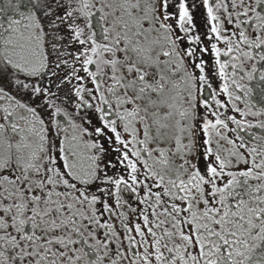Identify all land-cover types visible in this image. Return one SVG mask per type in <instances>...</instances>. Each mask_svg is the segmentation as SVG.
Here are the masks:
<instances>
[{"label": "flooded vegetation", "instance_id": "flooded-vegetation-1", "mask_svg": "<svg viewBox=\"0 0 264 264\" xmlns=\"http://www.w3.org/2000/svg\"><path fill=\"white\" fill-rule=\"evenodd\" d=\"M74 2L78 6L72 12H68V18L67 16L62 18L63 8H60L58 4L52 8L51 14L39 10L38 7L32 8L35 10L34 15L36 13L38 15L34 24V31L38 34L34 47L28 49V55L32 53L29 61L20 64L14 62L15 57H20L22 53H25L23 51L11 56V50L7 52L5 50V55L0 56V64L3 66V78L0 79V99L2 100L0 123L4 134L23 139L27 123L31 126L33 124L32 127L38 128L42 137L48 134L47 137L42 138V144L47 148L43 154L41 153L43 159H64L74 163V160L82 157L88 161L91 170L88 175L90 188L102 189L107 186L113 189L119 185L125 189V192H128L131 185L138 191L139 183L143 182L145 185H141L140 194H137L135 199L131 195L128 201L142 200L148 195L146 190L151 189L167 198L163 189L166 183L162 185L159 180H155L149 174L145 178L139 174V167H146L148 161L151 160L152 153L155 152L156 111L145 104L142 94L147 95L152 91H159L161 87L158 86L165 83L159 80L161 79L159 76L149 78L144 72L141 59L145 55L140 49H134V57L130 59L128 47L123 42L121 30L117 29L116 22L117 20L122 21V0H75ZM91 2L95 4L94 9H92L94 5ZM254 3L252 0H161L162 20L159 21L162 24L165 22L164 26H167L173 33L174 46L178 48L179 59L177 60L174 56L175 60L173 57L171 62L178 61V65L172 63V66L175 70L178 68V73H180L175 76L174 85L178 88L181 98L180 114L182 112V116L186 113L185 106L188 101L186 93L182 91L185 86L184 75L187 69L195 89L189 99L193 107L195 138L193 154L196 174L201 176L203 191L201 192L203 199L198 201L197 213H200L199 215L187 216L184 210L176 215L174 210L176 204L172 203L169 209L173 215L162 217V220L167 223L177 222L178 224H174L173 227L181 229L175 231L178 236L187 237L189 235L193 239L213 238L214 245L218 244L215 236L219 234L224 236V229L220 225L224 216L217 215L220 208L227 206L224 200L227 192L221 189L222 183L224 179L229 178L228 172L231 170L234 171L233 177H230L232 182L236 183L240 176L251 180L249 176L251 170L241 173V169L245 166L257 169L256 165L261 163L262 157L261 155L258 158L255 157L256 153L249 152L247 149L263 141V137H257L255 132L251 135L252 120L249 111L250 103L247 99L253 77L246 80L248 74L243 75L242 78L238 75L234 76V73H231L234 66L227 65L231 54H225L226 51H223L218 53L220 54L218 61L220 62V58L224 60L223 66L217 63L219 68L215 67L213 80L203 81L199 78L197 69L200 70V65L207 67L208 57L200 50H198V55L188 56L186 49L198 48L196 44L198 38H194V33L215 31V39L222 38L226 41L225 47L228 50L229 43L233 41L230 37L220 35L221 26L222 31L254 26L256 24L252 18L254 15L249 16L246 12L247 9H255L256 3ZM106 5L115 7H111L107 14ZM255 10L257 11V8ZM104 12L109 21L106 17L103 18ZM169 15L178 16L181 19V25H170L169 21L165 20V16ZM156 16L159 18L158 12ZM47 19L50 20V24L42 23ZM111 20L115 21V26L114 30L110 29L112 33L109 34L110 39L108 40L106 29L110 28ZM39 27H42V32L37 30ZM98 31L103 32L104 37H98ZM182 31L186 33L188 41L183 38L178 39ZM98 41H102V44L99 45ZM180 43H183V46ZM169 44L171 45L168 43L165 46L166 49H169ZM14 47L25 48L22 45H14ZM245 47L249 48L248 45ZM169 53L172 52L169 50ZM189 58L193 61L191 62ZM123 65L127 67L130 75L123 71ZM253 74L254 77L261 75L259 72H253ZM220 91L223 93L220 94ZM236 101L243 107L242 122L234 115ZM13 117H17L19 125L11 128L6 122ZM74 141L82 142L84 152L81 155L72 150L71 144ZM210 143L216 144V148L220 150L224 159L232 157L233 152L238 150V143H241V154L248 155L250 166L246 160L245 163L235 162L232 165L225 160L219 161ZM182 150L183 153H187L190 149L182 145ZM168 152L170 158L171 152ZM185 161L186 156L184 155L181 159L183 166H179L181 167L179 172L183 171ZM166 162L162 163V167L166 166ZM263 181L264 176L260 175L251 180V185L255 182L261 185ZM167 182L171 183L168 180ZM247 184L249 187L250 183L247 182ZM206 186L209 187L211 201L207 199ZM142 188H145L143 194ZM219 195L222 201L218 200ZM250 196L251 194L248 193V198L237 206H245ZM261 196L260 192L258 194L259 218L264 210V200H261ZM151 198L152 200L157 199L158 194H152ZM162 200L165 199L162 198ZM209 202L215 207L214 216L202 214ZM186 206L188 202L184 198L181 209ZM246 211L254 213L250 204ZM111 218L114 219V217ZM149 218L151 221L157 220L155 217H139L137 220L145 219V222L150 223ZM239 219L242 221V217ZM192 221L194 224H191ZM141 223L144 224L142 221ZM242 224L246 229L245 224L243 222ZM187 228H189L188 233L182 231ZM208 229L210 232H207ZM226 230H229L228 226ZM106 235L108 234L104 233V236ZM245 235L246 233L243 238ZM112 236L116 237V234L112 233ZM199 252L203 264L209 260L219 259L215 247L210 251L199 249ZM225 252L228 256L241 253V257L247 260L250 249L230 248Z\"/></svg>", "mask_w": 264, "mask_h": 264}, {"label": "trees", "instance_id": "trees-1", "mask_svg": "<svg viewBox=\"0 0 264 264\" xmlns=\"http://www.w3.org/2000/svg\"><path fill=\"white\" fill-rule=\"evenodd\" d=\"M64 2L66 3L68 0H64ZM262 6L264 8V1L262 2ZM33 7H35L33 0H0V55L2 54L1 48L4 47L5 36L10 28L15 25L16 21L14 19H24L28 13L34 12L32 10ZM111 7L115 6H105L107 14ZM121 7L122 21L117 20L116 22L117 29L121 30L124 43L126 44L127 35L124 36L123 30L130 27V25L126 24L125 10L123 5ZM102 8L104 9L103 5ZM40 10L46 11L45 13H52V8L48 11L46 7H41ZM104 17L109 21L105 12ZM35 19L36 16L34 17V24ZM262 21L264 37V12ZM42 23H45V25L46 23L50 24V20H44ZM95 23H98V21H95ZM109 24L110 28L106 29V36H108V29L109 34L112 33L110 29L114 30L115 21L111 20ZM151 25L153 24L151 23L147 26ZM126 26L128 27L126 28ZM165 29L169 28L165 27ZM37 30L43 31L42 27H39ZM34 32V38H36L38 33L37 31ZM169 32H171L170 29ZM102 33L99 32L98 35L102 36ZM257 45L255 44L252 47V52L256 59L255 72L262 73V76L254 77L251 84V89L254 90L257 99V103H253L252 101L251 103L253 110L258 111L259 115H261L264 114V43L259 46ZM128 48H133V50L139 49L134 45ZM2 75L3 70L1 72ZM0 104H2L1 99ZM1 120L2 114L0 115V122ZM257 121L260 125H252L251 135L255 132L257 137L261 136L263 137L262 140H264V120L260 117ZM32 126L28 123L26 125L27 128H25L24 136L26 139H17L16 137L6 136L0 123V144H3L5 153L4 156L0 157V167H2L0 169V264H117L120 252L118 249L114 250V248L119 242L112 237V221L106 220V218L114 216L124 218L126 214L125 209L132 211L134 207L143 208L147 215L166 216L170 214L166 206L172 203L178 205L177 214L183 210L186 212L185 215L191 217L200 214L197 213V208L199 198L203 199L201 195L203 191L198 189L199 184L197 183L194 188L186 190L184 194V192H180V188L177 191L175 187H172V184L166 182L167 184L163 187L165 196H167L166 200H162V194L158 193L157 199L150 200V196L147 195L142 200L135 202L134 200L128 201V197L132 195L135 199V196L140 194L141 185H145L143 182L139 183L138 191L131 185L128 192H125V189L119 185L116 188L112 187L113 189L107 190L91 189L89 187L90 179L88 178L91 170L86 159L84 161L85 165L81 168L82 172L79 173L71 167L73 172L67 178L59 160L55 158L43 159L41 157V153L43 154V151L47 149L42 144V138L47 137L48 134L42 137V133L38 131V128ZM76 143L79 145L78 149L74 147ZM71 148L74 152L77 151L78 155L84 152L81 141H74L71 144ZM56 161H59V164ZM148 162V165L143 168L141 174L143 178H145V171L153 163L152 160ZM74 165L77 166L76 163ZM163 168L161 166V169ZM180 174L182 175L183 173ZM55 179L57 181L66 180L68 182H73L74 180L83 182L87 186L85 187V192L73 193V196L70 197L71 201L59 199L62 193L56 195L55 189L52 188L51 191V187L49 186L50 181ZM160 182L164 185V182ZM247 182L250 183L249 187ZM54 184L57 185V183ZM187 191L196 193L189 195ZM226 192L227 197L224 200H226L227 206L221 208L217 213L220 217L224 216L220 221V225L224 229V236L222 234L215 236L218 242L217 246L213 244V238L202 239L197 237L194 241L190 237L180 235L183 240L179 239V241H187L188 243L192 241V244L178 243L176 247H172L173 249H179L178 255L183 246L189 247L194 245L200 247L202 251H210L215 247L218 251L217 256L219 259L216 261L209 260L206 264H234L232 256H228L225 251L237 245L238 248H244L245 238L242 237L245 234V229L242 224L244 222L243 217L241 221L239 217L232 215L231 211L238 208L237 204L248 198V193L252 196L251 180L240 176L239 180L236 183L233 182ZM146 193L148 194L149 191ZM184 198L189 205L181 209ZM207 199L209 201L212 200L210 191ZM211 207V204H209V208L202 214L214 216L215 213L210 212ZM60 213H63L64 218L69 220L74 219L76 216H81L85 223V228L82 226L80 230L76 231L75 237L71 238L69 231L60 228L63 225L62 219L58 220ZM238 220L241 223L237 224L236 231H233L234 228L231 225L235 224ZM191 224H194V221ZM186 225L189 226L190 224ZM226 226L229 227V230H226ZM163 231L168 235L167 229ZM182 231L188 233L189 228L182 229ZM207 232H210V229ZM102 233H107L108 235L101 237L100 234ZM88 234H93V236ZM195 242L198 244H195ZM157 243H159L158 240L155 241V245ZM145 244L147 245L148 243L145 242ZM165 250L164 257L169 262L173 261L171 256L166 253L169 251L171 254L173 251L167 247ZM158 252L161 253L160 249ZM144 264H147V262ZM243 264H264V234L260 236V240L257 241L256 245L251 248L247 260Z\"/></svg>", "mask_w": 264, "mask_h": 264}, {"label": "rangeland", "instance_id": "rangeland-1", "mask_svg": "<svg viewBox=\"0 0 264 264\" xmlns=\"http://www.w3.org/2000/svg\"><path fill=\"white\" fill-rule=\"evenodd\" d=\"M74 1L75 0H68V2L65 3L64 0H33L35 7L37 6L39 10L41 7H46L48 11H50L51 8L55 6V4L60 5V8H63L62 18H64L65 16H67L68 18L69 16L68 12H72L76 8V6H78V4L75 3ZM262 1L264 0H252L253 3L254 2L256 3L255 9L257 5L259 6V4ZM91 3L92 5H94L92 9H94L95 4L94 2ZM122 5L125 10L126 24L127 25L129 24L130 27L135 26L131 28L126 26V28L127 27L128 28L123 30L124 36L127 35L126 38L127 46L132 47L134 45L144 53L145 58L144 61L142 62V69L144 70L145 73L148 74L149 78H154L155 75H157L161 78L159 80L162 82L164 81L165 83V84H160L158 86L161 87L159 88V91H152L147 95L142 94V96L145 99V104H147L148 106L153 108V110L156 111L155 152L152 153L151 155L152 156L151 160L153 163H151L150 168L146 170V173L147 175L149 174V176L153 177L154 179H157L164 183H166L167 180L169 181L173 177H175L173 180L174 182L172 181L173 183L171 182L169 184H172V187H175L177 191H179L180 188V192L181 193L184 192V194L186 190L190 188H194L196 183L199 184L198 189L201 191L202 190V182L200 180L201 176L194 173V171L196 172L195 169L196 163H195V156L193 154V151L195 150V146H194L195 138L193 133L194 131L193 111H192L193 107L191 106L192 104L191 100H189L191 99V96L194 94L195 89L192 83V77L190 76L189 71L187 69L184 75L185 86L183 87L182 91L186 93L188 101L185 106V108H187L186 113L184 116H182V112L180 114L181 98L178 93V88L174 85L175 76L176 75L178 76V74L180 73H178V68L175 70L174 66H172V63L178 65V61L171 62L174 56L177 58V60L179 59V56H177L178 48L174 46L173 33L169 32V29H165V27H167L164 26L165 22H163L162 24V22L159 21L162 20L161 0H122ZM260 7L261 6H259V8ZM255 9L246 10L249 16L251 15L256 16V24L254 26L241 27L240 29H236L233 31H228V30L222 31V26H221V31L219 32L220 35L222 33L227 37H230L231 40L233 41L229 43L228 50L225 47L226 41H224L222 38L218 40L215 39L216 37L215 31L196 32L193 34L194 38L195 37L198 38L196 42L198 48L196 49L187 48L186 54L188 56L198 55V50H200L209 59V62L206 63L207 65L206 68L203 65H200V70L197 69V71L199 72V78H201V80L209 81V82L212 81L213 76H215V71H214L215 67L217 66L219 68L217 63H219L221 67L224 64V60L222 58H220V62L218 61L220 55V54L218 55V53H221L223 51L227 52L234 48H235V53H232L233 55H231L230 61L227 63L228 66H234V68L231 69L232 70L231 73L232 74L234 73V76L238 75L240 78H242L243 75L248 74L246 75V80H248L249 77L250 78L253 77L252 79H254L253 54L251 53L250 47L247 48L245 47V45H250L252 48L254 47L253 44L254 41L259 42L257 46H259L261 43H264V37L262 33L263 29L261 26L263 25V21H262L263 12L257 13ZM34 12L32 11L28 13V15L24 17V19L21 20H19V18L14 19V21H16L15 24L19 23L17 24V26H22L21 28L13 25L8 32L5 31L7 32L4 39L5 50L6 51L11 50V54H10L11 56L20 54V51L25 52L21 54L24 57L20 56V57H15L13 59L16 64L29 61L30 60L29 57L32 56V53L28 55V49L34 47V43L36 39L34 38L35 32L33 26H34V17L35 16L38 17V15L36 13V15L34 16L33 15ZM157 12L159 13V18H157L156 16ZM165 20H168L170 25L172 24L178 26L181 25V19L178 16H172V15L165 16ZM171 21H173V23ZM147 22L152 23L153 25L147 26L148 25ZM98 34L99 32H97V36L100 37ZM107 34H108L107 39L109 40L110 39L109 29ZM231 35H233L234 37ZM102 37H104L103 33H102ZM182 38L188 41L186 33L184 31H182V33L178 36L179 40H181ZM98 42L100 43L99 45L102 44V41H98ZM168 43H171V45L169 44L170 45L169 49L167 48V51H165L164 47ZM14 45H18V46L22 45L25 46V48L20 49L19 47H14ZM180 45L183 46V43H180ZM99 48L102 49L101 46H99ZM169 50L172 53H169ZM132 51L133 48L131 49L128 48V55L130 56V59L134 57L133 56L134 51L133 52ZM189 60L191 62L193 61L192 58H189ZM2 67L3 66L0 64V79L3 78V75L1 76ZM122 67H123V71L127 72L128 75H130L127 67H125L124 65ZM222 93L223 92L220 91V94ZM250 99L253 103H257L254 90L252 89L250 90ZM234 110H235L234 113L235 117L240 122H242L243 121L242 104L236 101V107ZM249 111L251 117H253L254 119L257 120L260 118V116L256 112H254V110H252L251 108H249ZM261 115H262V120H264V114ZM154 119H155V115H154ZM13 122L14 119H11L9 122H6V124L8 127L14 128L15 124ZM21 133H23V131H21ZM182 145H185V147H188L190 150L187 153H183ZM198 146L201 145L198 144ZM210 146L213 153L218 157L219 161L223 162V160H225L228 161L230 165H232V163L235 162L245 163L246 160L247 164L250 166V158L248 157V155H243V153L241 154L242 152L241 143H238L237 146L238 150H235L233 152L232 157H228L226 159H224V156L222 157L220 150L216 148V144L210 143ZM74 147L78 149L79 145L76 143L74 144ZM168 151L171 152L170 158L168 157V153H169ZM247 151L252 153L258 152L264 155V140L261 141L260 145L258 144V145L250 146V148L247 149ZM5 152H6V147H5ZM2 155L4 156L5 153H4L3 144H0V157H2ZM184 155L186 156V161L184 162V167L182 168L183 171L179 172V168L183 166V164L181 165V159L183 158ZM84 161H85L84 158H79L75 161L77 166H75L74 164L70 166H72L79 173H81L82 172L81 168L85 165ZM165 161H167L166 166H164V169H161L162 163ZM1 168L2 167H0V169ZM176 169L178 170L177 172ZM246 170H251L249 176H252L253 178H258L260 175H264V159L258 165L257 169H253L251 166L250 168L245 166L244 168L241 169V173L246 172ZM180 173H183L182 176ZM233 173L234 171L232 170L228 172L229 178L224 179V182L222 183L221 186L222 190L226 191L228 187L233 183L232 179L230 178L233 177ZM53 182L57 183V185H55ZM205 183L207 184L206 181ZM253 185L258 187L260 183L255 182L253 183ZM49 186L51 187V191L52 188L55 189L56 195L62 193L59 199H68L69 201H71L70 197L73 196L72 194L82 191L85 192V187L87 185L83 182H78L74 180L73 182H68L66 180L57 181L55 179L50 181ZM208 189L209 187L206 186L205 193L207 194L206 195L207 197L209 196ZM144 190L145 188L141 189L142 194ZM194 193L193 191H187V194L189 195ZM153 194L157 195L156 193ZM257 197L258 195L255 194L251 199H248V205L250 204L251 208L252 207L254 209L258 208V202L260 200L256 199ZM261 197L263 198L264 196L262 195ZM218 200L222 201V197L220 195L218 196ZM209 204H211L212 206V203L209 202L207 204V207L204 209V211H206L209 208ZM247 207L238 206V208L232 210V214L237 215V217L239 216L243 217L244 219L243 223L247 227V232L253 231V234H249V237L244 241L245 243L244 248L251 250V248L255 246L258 241V239L254 240V238L258 234L261 224L257 220H251V224L248 226L247 219H245L247 213L246 211ZM177 209H178V205L176 204L174 210ZM125 211L126 214L124 218L120 216H116V217L114 216V219H112L111 217L106 218V220L112 221L113 233L116 234L115 239L118 240L119 242V244H117V246L114 248V250L118 249V251L120 252L119 262H117V264H144L145 262H147V264H203L197 246L194 245L189 247L183 246L179 255L177 253L178 248H174V249L172 248V247H176L178 243L192 244V241L189 243L187 241L186 242L179 241V239H182L181 236L175 234L173 229L176 228L172 229V226L178 223L169 224L166 222L164 226L168 230V235H165V232L162 229H158V223L155 224L154 226L149 223H144L145 219L141 220L144 224H142L141 221L137 220L138 217L144 218L145 211L143 208L134 207L132 208V211L131 210L129 211L127 209H125ZM210 212L211 213L215 212L214 206L211 207ZM58 220H61V222L63 223V225H61L60 228L69 231L71 233V238L75 237L74 235H76V231L80 230L82 226L85 228V223L83 222V218L81 216H76L74 219L69 220L67 218H64L63 213H60L58 215ZM240 223L241 221L238 220L235 224L231 225V227L234 228L233 231H236L237 224L239 225ZM262 224H264V221L262 222ZM35 235H37V233H35ZM88 235L93 236V234H88ZM100 236L101 237L104 236V233L100 234ZM187 237L190 236L187 235ZM157 240L159 243L155 245V241ZM145 242H147L148 244L146 245ZM166 247L169 248L171 251H173V253L171 254L169 251L166 252L173 259V261L171 262H169V260H167L164 257V252L166 251L165 250ZM159 249L161 253L158 252ZM240 254L241 253H238L237 255L232 256V260L234 264H242V262L245 261V257L242 258Z\"/></svg>", "mask_w": 264, "mask_h": 264}, {"label": "bare ground", "instance_id": "bare-ground-1", "mask_svg": "<svg viewBox=\"0 0 264 264\" xmlns=\"http://www.w3.org/2000/svg\"><path fill=\"white\" fill-rule=\"evenodd\" d=\"M186 73V72H185ZM156 86V85H155ZM196 124V123H195ZM184 188V187H183ZM118 260V259H117Z\"/></svg>", "mask_w": 264, "mask_h": 264}]
</instances>
